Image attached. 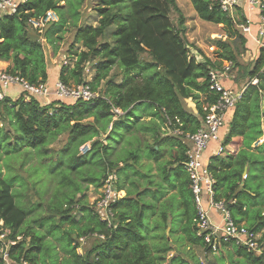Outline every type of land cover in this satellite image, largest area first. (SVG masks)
Listing matches in <instances>:
<instances>
[{
	"label": "clouds",
	"instance_id": "9594fccd",
	"mask_svg": "<svg viewBox=\"0 0 264 264\" xmlns=\"http://www.w3.org/2000/svg\"><path fill=\"white\" fill-rule=\"evenodd\" d=\"M144 3L0 0V264H264V0Z\"/></svg>",
	"mask_w": 264,
	"mask_h": 264
},
{
	"label": "trees",
	"instance_id": "16d2710c",
	"mask_svg": "<svg viewBox=\"0 0 264 264\" xmlns=\"http://www.w3.org/2000/svg\"><path fill=\"white\" fill-rule=\"evenodd\" d=\"M144 6H145V7H151L150 0H145ZM146 32H147L146 29H141V33H142V34H146ZM150 39H152V42H153L155 45L159 46V41H156L154 38H150Z\"/></svg>",
	"mask_w": 264,
	"mask_h": 264
}]
</instances>
